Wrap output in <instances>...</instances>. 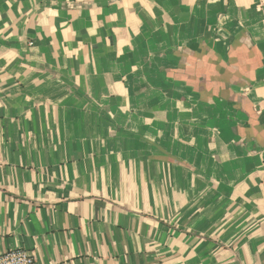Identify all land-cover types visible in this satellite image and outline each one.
Here are the masks:
<instances>
[{
  "label": "crops",
  "instance_id": "1",
  "mask_svg": "<svg viewBox=\"0 0 264 264\" xmlns=\"http://www.w3.org/2000/svg\"><path fill=\"white\" fill-rule=\"evenodd\" d=\"M264 264V0H0V255Z\"/></svg>",
  "mask_w": 264,
  "mask_h": 264
},
{
  "label": "built area",
  "instance_id": "2",
  "mask_svg": "<svg viewBox=\"0 0 264 264\" xmlns=\"http://www.w3.org/2000/svg\"><path fill=\"white\" fill-rule=\"evenodd\" d=\"M0 264H36V262L31 252L12 249L0 255Z\"/></svg>",
  "mask_w": 264,
  "mask_h": 264
}]
</instances>
